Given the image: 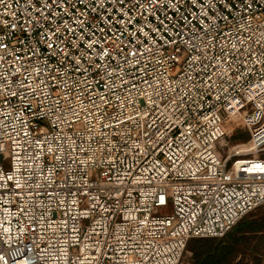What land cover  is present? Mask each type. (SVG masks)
Listing matches in <instances>:
<instances>
[{
    "label": "built area",
    "instance_id": "obj_1",
    "mask_svg": "<svg viewBox=\"0 0 264 264\" xmlns=\"http://www.w3.org/2000/svg\"><path fill=\"white\" fill-rule=\"evenodd\" d=\"M262 150L264 0H0V264H183L264 207Z\"/></svg>",
    "mask_w": 264,
    "mask_h": 264
},
{
    "label": "rangeland",
    "instance_id": "obj_2",
    "mask_svg": "<svg viewBox=\"0 0 264 264\" xmlns=\"http://www.w3.org/2000/svg\"><path fill=\"white\" fill-rule=\"evenodd\" d=\"M235 107L236 103H231L225 112V135L219 142L220 148L218 147L221 155L230 154L232 160L249 155L233 150L239 145L248 144L250 140L241 112H237V116ZM259 156L264 157V150L259 152ZM7 166L8 161L5 162V167ZM263 257L264 207H260L243 217L232 234L225 239H191L183 255V264H261Z\"/></svg>",
    "mask_w": 264,
    "mask_h": 264
},
{
    "label": "bare ground",
    "instance_id": "obj_3",
    "mask_svg": "<svg viewBox=\"0 0 264 264\" xmlns=\"http://www.w3.org/2000/svg\"><path fill=\"white\" fill-rule=\"evenodd\" d=\"M236 115L238 116V113L236 112ZM240 117V116H239ZM251 149L249 148V144H242L239 145L238 147L234 148V152L238 153H248Z\"/></svg>",
    "mask_w": 264,
    "mask_h": 264
},
{
    "label": "trees",
    "instance_id": "obj_4",
    "mask_svg": "<svg viewBox=\"0 0 264 264\" xmlns=\"http://www.w3.org/2000/svg\"><path fill=\"white\" fill-rule=\"evenodd\" d=\"M238 223H239V222H238ZM238 223H237V224H238ZM237 224H236V225H237ZM235 227H236V226H235ZM235 227H234V228H235ZM234 228H233V230H234ZM233 230H232L231 232H229L225 237H223V238H221V239H225V238H227L229 235L232 234ZM261 263H262V262H261Z\"/></svg>",
    "mask_w": 264,
    "mask_h": 264
},
{
    "label": "snow or ice",
    "instance_id": "obj_5",
    "mask_svg": "<svg viewBox=\"0 0 264 264\" xmlns=\"http://www.w3.org/2000/svg\"><path fill=\"white\" fill-rule=\"evenodd\" d=\"M0 258H2V257H0Z\"/></svg>",
    "mask_w": 264,
    "mask_h": 264
}]
</instances>
